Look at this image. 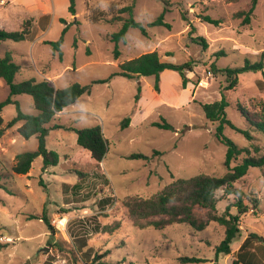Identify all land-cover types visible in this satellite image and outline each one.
<instances>
[{
    "label": "rangeland",
    "instance_id": "obj_1",
    "mask_svg": "<svg viewBox=\"0 0 264 264\" xmlns=\"http://www.w3.org/2000/svg\"><path fill=\"white\" fill-rule=\"evenodd\" d=\"M46 1L51 19L42 38L58 40L67 25L61 56L41 41L30 52L31 38L7 41L17 49L14 60L21 66L14 82L49 77L55 88L76 82L88 84L108 78L119 71V64L153 50L163 61L181 64L193 60L195 65L186 73L185 86L178 71L164 70L159 91L154 89V76L131 79L115 75L107 83L93 84L90 93L81 95L48 124L62 125L51 129L46 138L47 148L58 153L59 163L44 169L43 159L38 156L26 174L12 170L15 156L35 150L37 138L21 136L17 132L20 123L7 127L16 109L14 104L3 107L6 131L0 136V264H232L246 254L263 263L264 241L256 240L238 250L250 233L264 239V166L250 167L245 176L233 183V188L250 193L258 204L253 207L249 203L248 212L240 217V234L231 243V253L219 254L217 258L215 246L224 236V228L217 222H210L202 230L183 223L164 229L140 228L129 220L122 200L132 195L150 197L174 179L202 174L222 176L227 171V147L214 134L217 122L208 120L201 107L220 100L222 95L227 102L226 117L236 127L249 131L253 139L248 140L228 126L224 135L254 155L264 154V134L253 129L237 108L240 103L255 111L264 102V69L241 72L238 84L225 90V77L220 73L213 75L209 68L212 62L222 68L242 66L245 60L264 62V0H257L250 23L244 25L233 13L246 9L250 0H170L172 6L164 12L162 25H149L165 10L158 0H75L74 16L68 12V0ZM115 1L118 7L133 4L132 17L146 31L128 28L126 41L118 43L117 57L109 35L120 29L122 21L118 18H127L128 14H116V20L108 15L97 23L87 18L90 9H107ZM32 2L4 0L0 5L4 26L17 31L19 21L30 18L36 24L38 6H44L45 0ZM204 15L222 22L215 25L203 21L199 16ZM194 36L204 37L207 48L194 43ZM220 51L224 53L218 54ZM8 93L7 85L0 79V101ZM13 99L24 113L36 114L28 94ZM125 117L130 118L129 125L122 127ZM163 120L172 129L152 125ZM96 125H100L107 141L100 163L77 145L76 133L67 128ZM252 145L259 148L258 153ZM132 153L144 154L148 159L129 158ZM242 158L240 155L232 160L230 167ZM80 173L84 176L80 177ZM216 196L218 214L236 213L234 193L219 189ZM43 213L51 224L55 217H65L64 234L58 230L53 233L41 219L31 218ZM81 239L86 242L82 248ZM181 257L201 261L183 262Z\"/></svg>",
    "mask_w": 264,
    "mask_h": 264
},
{
    "label": "trees",
    "instance_id": "obj_2",
    "mask_svg": "<svg viewBox=\"0 0 264 264\" xmlns=\"http://www.w3.org/2000/svg\"><path fill=\"white\" fill-rule=\"evenodd\" d=\"M165 6V10L159 15L157 19L149 23V25H162L164 12L172 6L170 0H158ZM232 2L235 0H227ZM68 12L71 16L76 14L75 0H68ZM257 0H250L246 9L239 10L233 13V17L240 20L242 25L249 24L256 7ZM128 14L127 18L120 19L122 21L121 27L118 31L109 35L110 40L115 44L114 56L119 55L118 43L126 41V32L128 28H139L143 33H146L144 26L140 22H136L133 17V4L117 6L116 1L111 2L107 9L93 8L87 14L88 20L97 23L111 15V19L116 20V14ZM185 19V13L181 12ZM203 21L219 25L222 21L220 19L211 18L208 15L199 16ZM64 23L66 21L62 19ZM191 24V23H189ZM64 30L58 40L45 41L49 44L54 52H58L61 56L60 46L63 41ZM31 29V19L24 20L21 28L17 31H7L0 28V42L4 41H22L24 40ZM191 33L195 32V28L191 25ZM196 44L202 45L203 49L207 48L206 39L202 36L191 37ZM264 52V48H263ZM220 51L218 54H223ZM194 61H188L181 64L163 61L160 54L156 51L145 52L136 58L127 60L119 64V71L112 74L106 79H95L88 84L72 83L63 88H55L48 80H36L29 78L20 82H14L15 75L19 72L20 66L12 60L11 53L6 51L3 56L0 55V79L5 82L8 87V96L0 101V136L3 135L6 127L3 126L2 109L8 104H14L16 113L13 118L7 123V127H11L17 123L20 125L17 132L24 138L35 136L37 138V148L33 151H26L15 156V162L12 170L17 174H26L31 167L33 160L41 156L43 159V168L56 166L59 163V155L56 151L48 149L46 146V138L51 129L62 127V125L53 124L48 126L49 122L67 106L73 104L81 95L90 93L93 84L107 83L115 76L120 75L127 78H139L141 76H154V89L159 91L160 75L164 70L178 71L182 85L185 86L188 79L187 72L193 70ZM210 72L213 75L222 74L225 77L226 85L222 86L225 90L234 88L238 84V75L244 71H258L264 69V62L260 61L251 63L245 60L244 64L239 67H218L213 62L210 63ZM140 87L138 86V93L135 100L139 99ZM20 94H28L32 99V106L36 110V114L24 113L19 106V103L13 99L14 96ZM227 105L224 95L220 100L202 104L201 107L208 120L217 122L215 129L216 139L225 144L227 147L224 165L227 171L222 176L210 175H196L188 179H174L167 184L157 194L144 198L138 195H132L122 200V205L126 208L127 216L133 225L144 228L151 226L155 229H164L170 225L183 223L187 224L195 230H202L210 222H217L224 228V236L222 241L215 246L216 258L219 254H230L232 241L240 234V217L248 212L249 203L256 207L258 200L252 197L250 193L233 188V183L246 175L250 167L264 166V154L254 155L247 147H238L231 139L224 135V128L228 126L232 129L242 133L248 140H252V134L247 130H242L236 127L225 114V107ZM237 108L240 114L247 120L253 129L264 134V102L255 110L250 111L242 104L238 103ZM130 118L125 117L121 121V126L129 125ZM152 125L163 128L172 129V126L166 121L153 122ZM76 133V143L82 149L89 152L92 159L100 163L107 150V141L103 136L100 125L87 128L67 127ZM254 152L258 153L259 148L252 145ZM243 155L241 162L233 167H230L232 160ZM129 158L148 159V157L141 153H132ZM80 177L84 174L80 173ZM1 186V184H0ZM223 189L226 194L234 193L236 196L235 208L236 213L231 214L224 211L222 214L217 213L218 198L216 192ZM31 218L41 219L47 228L54 233L55 229L50 223V219L46 214L41 217L32 216ZM256 240L264 241L263 237L256 233H250L239 247V252L245 247L254 244ZM86 246L84 239L80 240L79 247ZM87 255L90 254L88 248ZM94 258V257H93ZM181 261L198 262L201 261L195 257H181ZM242 260L234 259L232 264H251L241 262ZM213 264H217L216 261ZM261 264H264L261 263Z\"/></svg>",
    "mask_w": 264,
    "mask_h": 264
},
{
    "label": "crops",
    "instance_id": "obj_3",
    "mask_svg": "<svg viewBox=\"0 0 264 264\" xmlns=\"http://www.w3.org/2000/svg\"><path fill=\"white\" fill-rule=\"evenodd\" d=\"M10 1L13 2V3H17V1H19V0H10ZM36 1L38 3V0H34V2H32V3L35 4ZM3 3H4V0H0V5L3 4ZM38 7L40 9V12H39V15H38V18H37V23L33 24L32 18H30L31 22L33 24V26H32L33 31H32V29H30L31 30L30 33L24 39V40H27V39L31 38L30 39L31 40V45H30V50H29L30 52H31V50L33 49L34 45L37 42L41 41L42 43L47 44L45 41H53V40H46V39L42 38V32L46 31L49 28L50 19H51V17H50L51 16V12H50V9L48 7L47 1L45 0L44 6H42V7L38 6ZM23 21L24 20L19 21L20 28H21V24H22ZM4 23L5 22L0 19V28H2L4 30H7V31H11V30H9L8 28H6L4 26L5 25ZM15 49L16 48L13 47L12 45H9L7 43V41L0 42V55L3 56L6 51H9L11 53L12 60L14 62H15L14 55L16 53L15 51L17 50V49L15 50ZM18 53H22V51L18 50ZM20 70H21V66H20ZM20 70H19V72H20ZM49 79H50L49 77L46 78V80H48V81H49ZM59 113H61V112H59ZM59 113H57V114H59ZM51 125H53V124H51ZM5 131H6V129H5ZM5 131H4L3 135L5 134ZM251 245H253V244H251ZM251 245H249V246H251ZM251 257H252L251 254H246V255L243 256L242 261L245 262V263H251V264H261L262 263V262L253 260Z\"/></svg>",
    "mask_w": 264,
    "mask_h": 264
},
{
    "label": "built area",
    "instance_id": "obj_4",
    "mask_svg": "<svg viewBox=\"0 0 264 264\" xmlns=\"http://www.w3.org/2000/svg\"><path fill=\"white\" fill-rule=\"evenodd\" d=\"M51 225L53 226L55 230H58L59 232L64 234L67 228V219L63 216H57L52 220Z\"/></svg>",
    "mask_w": 264,
    "mask_h": 264
},
{
    "label": "water",
    "instance_id": "obj_5",
    "mask_svg": "<svg viewBox=\"0 0 264 264\" xmlns=\"http://www.w3.org/2000/svg\"><path fill=\"white\" fill-rule=\"evenodd\" d=\"M43 250H44V248H41V249H40V251H43Z\"/></svg>",
    "mask_w": 264,
    "mask_h": 264
}]
</instances>
